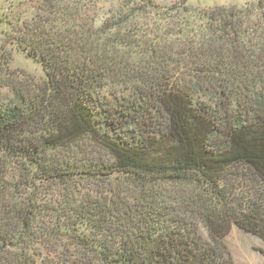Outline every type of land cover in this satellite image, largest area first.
Returning a JSON list of instances; mask_svg holds the SVG:
<instances>
[{"label": "trees", "instance_id": "16d2710c", "mask_svg": "<svg viewBox=\"0 0 264 264\" xmlns=\"http://www.w3.org/2000/svg\"><path fill=\"white\" fill-rule=\"evenodd\" d=\"M60 3L8 23L43 82L0 48V264H236L234 226L264 240V0H122L95 35Z\"/></svg>", "mask_w": 264, "mask_h": 264}, {"label": "rangeland", "instance_id": "374dc122", "mask_svg": "<svg viewBox=\"0 0 264 264\" xmlns=\"http://www.w3.org/2000/svg\"><path fill=\"white\" fill-rule=\"evenodd\" d=\"M43 1L58 3L60 0H0V48L5 45L6 51L8 50L11 52L10 70L15 72L20 79L43 82V80L46 79V75L38 62L30 59L25 52L17 50V45H14L13 42L8 40L7 33H14V25L8 23L10 19L17 23L19 20H22L24 15L31 17L33 13H41L38 8L42 5ZM61 1L65 4L60 3L59 5L64 4L65 6L79 3L81 10L80 12L78 11V18L79 20L81 19L80 23L88 24L87 27L90 29L89 34L95 35V29L99 28L108 17H113L117 13V8L120 7L122 0ZM179 1L180 0H157L161 6L165 7H171ZM256 1L257 0H191V3L201 8H213L215 6H236L241 8L255 3ZM2 19H4V22ZM49 19L52 20V17L50 16ZM94 21L96 24H94ZM164 23L168 24V22ZM121 92L126 95L130 93V91L125 90H121ZM12 98V94L7 89L1 90L0 102H8L9 99ZM227 244L236 264H264V253L261 252L262 250L264 251V240L262 238L234 226L230 235L227 237ZM46 257L47 251L44 249V252L37 256L38 263H50V259Z\"/></svg>", "mask_w": 264, "mask_h": 264}]
</instances>
